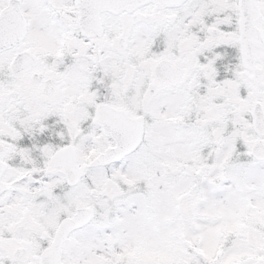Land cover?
Wrapping results in <instances>:
<instances>
[{
  "label": "snow or ice",
  "instance_id": "obj_1",
  "mask_svg": "<svg viewBox=\"0 0 264 264\" xmlns=\"http://www.w3.org/2000/svg\"><path fill=\"white\" fill-rule=\"evenodd\" d=\"M0 264H264V0H0Z\"/></svg>",
  "mask_w": 264,
  "mask_h": 264
}]
</instances>
